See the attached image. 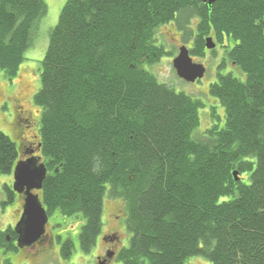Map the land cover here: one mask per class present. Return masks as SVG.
I'll use <instances>...</instances> for the list:
<instances>
[{"label":"trees","instance_id":"trees-1","mask_svg":"<svg viewBox=\"0 0 264 264\" xmlns=\"http://www.w3.org/2000/svg\"><path fill=\"white\" fill-rule=\"evenodd\" d=\"M46 12L44 0H0L7 79ZM196 20L190 57L203 58L211 31L219 43L225 35L229 63L244 76L219 74L209 86L224 121L210 108L199 139L204 104L145 69L163 54L158 26L176 22L186 33ZM39 77V140L20 151L23 137L15 145L0 133V176L18 156L39 159L40 202L49 215L81 216L79 250L94 247L109 197L124 203L131 236L119 264H264V0H218L210 10L192 0H66ZM3 190L10 205L14 193ZM73 251L68 243L62 257Z\"/></svg>","mask_w":264,"mask_h":264},{"label":"rangeland","instance_id":"rangeland-1","mask_svg":"<svg viewBox=\"0 0 264 264\" xmlns=\"http://www.w3.org/2000/svg\"><path fill=\"white\" fill-rule=\"evenodd\" d=\"M47 12L46 16L37 23L35 35L32 40L30 48L24 54V61L19 66L15 76L9 80L0 72V133L5 136H9L11 115L13 114V108L18 111L20 120L25 122L22 114H19L20 109L19 104L12 102V98L19 95H24L26 97V104L30 110L32 116H37L40 114V110L36 107L32 98L39 90L40 82V63L45 55L49 34L58 22L59 14L63 8L66 0H44ZM187 32L182 30L181 26L177 23H168L166 25H160L155 30V45L163 51L161 57H159L158 62L153 65H147L146 70L151 72L157 81L161 84H165L177 93H184L187 96L193 97L194 99L200 100L205 108L199 111L200 125L195 131V138L199 139L203 133L208 129L210 124L209 110L215 107V115L221 119L220 126L223 125L224 114L222 108L218 105V102L208 95V87L211 83L215 82L217 79V73H222L221 75L227 74L226 70H218L217 65L220 59V53L217 51L208 53V57L205 58H193L192 60L196 64L208 65L207 72L205 74V79L198 85L193 86L192 84H187L181 81L175 74L172 67V61L177 56L179 48L185 46L190 48L192 46V37L195 33L194 23L192 25H187ZM213 31L210 32V36L213 35ZM190 34V35H189ZM216 52V53H215ZM229 67L228 64V69ZM233 70V68H231ZM244 80V76L241 74L239 76H234ZM23 79V80H22ZM25 79V80H24ZM22 92V94L20 93ZM207 93V94H206ZM212 99L215 101L212 103ZM217 102V103H216ZM25 111L27 108L23 106ZM38 117V116H37ZM22 124V123H19ZM25 123H23L24 125ZM21 132V131H20ZM18 134L17 142H21V138H24V144H26L27 139L31 136L30 129L28 133L24 136ZM20 138V139H19ZM21 149L20 151H23ZM12 175L10 176H0V231L3 228L8 227L10 224H14L12 217L17 211L16 203L14 199L10 200V205L6 204L8 198L4 193L3 187L7 185L12 190ZM121 210H125L124 203L121 200L111 199L106 197L103 201V214H102V228L101 233L96 240L95 246L89 252H82L78 248V234L83 221L81 216H74L72 218H67L55 211L49 218L50 225H56L53 230L55 233H62V229L69 230L68 236L74 245V251L71 254L69 260H49L50 264H94L96 256L99 254L102 248V244L99 243L104 236H108L113 233L117 228V224H120L121 233L126 235V239L123 248L127 246L130 235L127 233L125 226V216H121L118 213ZM117 216L124 217L123 219H115ZM120 220V221H119ZM58 224V225H57ZM111 230H113L111 232ZM119 232V230H116ZM116 233V232H115ZM123 234H117L119 238L122 239ZM63 237V236H62ZM1 253V252H0ZM4 254V253H3ZM2 254V256H3ZM4 257V256H3ZM8 257V256H7ZM9 258V257H8ZM57 259V258H56ZM18 264V262L16 263ZM186 264H209L205 258L202 257H192L186 261Z\"/></svg>","mask_w":264,"mask_h":264},{"label":"flooded vegetation","instance_id":"flooded-vegetation-1","mask_svg":"<svg viewBox=\"0 0 264 264\" xmlns=\"http://www.w3.org/2000/svg\"><path fill=\"white\" fill-rule=\"evenodd\" d=\"M217 1L218 0H215L213 4L209 5L208 0H192V2L196 3V5L203 7L207 10L212 9V7L216 5ZM172 23L175 24L176 22H172ZM196 24H197V20L194 21V25ZM207 38L212 39V42L215 45V48L211 51L205 49L203 51L204 57L207 58L208 53L217 51L218 53H220L219 55L220 59L217 65V69L228 71L227 74L225 75L231 74L232 76H238L240 74L239 70L236 69L235 66L231 65V63H229V58H228V55L231 52V49H233L232 40L229 39L227 36L223 35L221 37V43H219L218 42L219 40L217 39V36L214 33L212 36L209 35L205 37V39ZM228 64H230V66L233 67V70H231V68L228 69ZM201 65L205 68V74H206L208 65L206 63L201 64ZM205 74H204V77L200 81H196L192 85L196 86L200 84L205 79ZM219 74H222V73L218 72L217 75ZM208 91H209V87H208ZM20 93L22 94V92ZM11 100L12 102L16 104H20L28 109V106L26 104L27 103L26 97L24 95L17 94ZM12 110H13V114L11 115L10 133L8 136L9 139L15 145L16 144L19 145L20 143L17 142V138H18V134L20 130L22 129V132H20V134L24 136L25 133H28V130L30 129L29 134H31V136H29V139L26 138L27 140L26 144H23L22 142V144L20 145L22 149L23 148L27 150L34 149L35 143L38 142L39 140L38 128H36L38 125L37 122L39 119V115H37L38 117L36 115L32 116L29 109L28 111H25L24 113H22L23 118H25V123H26V127H25V126L19 125V123H22L23 125L24 122L20 120L18 111L14 108ZM22 139L23 138H21V141ZM25 159L26 157L23 155L18 156L15 163L25 160ZM11 175H12V172H11ZM39 192H35V194H38ZM13 195L14 197L12 198L14 199V203H16L17 211L12 217L14 224H10L8 227L3 228L0 231V252H1L0 253V264H16L17 262L18 264H50L49 260H53V261L54 259L55 261L64 260V258L62 257L61 251L65 248V246H67L68 243H72L71 239L68 236L69 230H66L63 228L62 233H55L53 229L57 226L49 224V218L53 213L49 215L47 214L46 210L45 211L47 214L48 222L45 226V231L43 235H41V237L37 241H35L33 244H31L30 246L22 247V248L19 247V244L17 242L18 235L15 232V226L19 222L21 214H22V206H23L24 197L19 194H13ZM118 213H120L121 216H125V213L123 210L119 211ZM121 216H117L115 219H120V218L123 219L124 217H121ZM120 228H121L120 224H117L116 230H119V232L116 230L114 231L111 230V232L113 231V233L109 234L108 236H104L101 240H99V243L102 244V248L99 254L96 256L94 264H119L117 261V255L119 251L123 248V245L125 243L124 240L126 239V235L121 233ZM119 233L123 234L122 239L117 236V234ZM95 244H96V241H95ZM2 254L4 257L2 256ZM69 258L65 259V261L69 260Z\"/></svg>","mask_w":264,"mask_h":264},{"label":"water","instance_id":"water-1","mask_svg":"<svg viewBox=\"0 0 264 264\" xmlns=\"http://www.w3.org/2000/svg\"><path fill=\"white\" fill-rule=\"evenodd\" d=\"M215 0H208L211 5ZM215 45L212 39L205 40V49L213 50ZM172 67L176 76L187 84H193L200 81L205 74V68L201 64L193 62L189 51L185 46L179 48L177 56L172 61ZM30 152L28 156H32ZM27 156V155H26ZM13 184L12 192L24 197L22 214L19 222L15 226V232L18 235L19 247H28L37 241L45 231L48 222L47 214L43 208L39 195L42 189V183L46 176V169L43 164H39V159L29 157L19 161L12 170ZM234 179L238 180V174L233 173Z\"/></svg>","mask_w":264,"mask_h":264},{"label":"bare ground","instance_id":"bare-ground-1","mask_svg":"<svg viewBox=\"0 0 264 264\" xmlns=\"http://www.w3.org/2000/svg\"><path fill=\"white\" fill-rule=\"evenodd\" d=\"M23 80V79H22ZM25 80V79H24Z\"/></svg>","mask_w":264,"mask_h":264}]
</instances>
